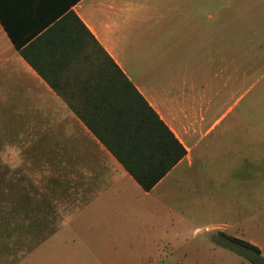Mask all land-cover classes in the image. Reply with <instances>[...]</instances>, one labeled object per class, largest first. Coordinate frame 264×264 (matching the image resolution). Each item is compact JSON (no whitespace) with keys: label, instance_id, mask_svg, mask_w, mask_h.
Returning a JSON list of instances; mask_svg holds the SVG:
<instances>
[{"label":"crops","instance_id":"0c3cea01","mask_svg":"<svg viewBox=\"0 0 264 264\" xmlns=\"http://www.w3.org/2000/svg\"><path fill=\"white\" fill-rule=\"evenodd\" d=\"M237 1L0 0V178L29 180L21 188L36 203L17 220L38 228L39 248L60 240L68 264H123L170 240L185 205L156 193L200 175L218 119L207 127L206 94L169 68L192 55L205 65L209 51L220 60L224 4ZM123 75L134 90L123 92ZM157 119L186 150L177 162ZM123 158L151 177L173 164L147 191Z\"/></svg>","mask_w":264,"mask_h":264},{"label":"rangeland","instance_id":"374dc122","mask_svg":"<svg viewBox=\"0 0 264 264\" xmlns=\"http://www.w3.org/2000/svg\"><path fill=\"white\" fill-rule=\"evenodd\" d=\"M225 4L221 59L212 62L209 51L205 65L192 55L186 66L169 68L171 75L193 78V87H200L195 91L206 94L207 127L218 119L203 140L204 161L194 164L201 173L188 176L187 186L173 196L156 193L177 209L185 205L175 225L166 228L170 240H160L158 254L126 256L123 264H251L220 244V232L256 244L264 257V0ZM28 181L0 178V264H68L59 254L66 244L56 240L39 248L38 228L28 231L17 220L24 206L36 203L22 190ZM198 181L205 186L196 188ZM8 184L15 188L11 195Z\"/></svg>","mask_w":264,"mask_h":264},{"label":"trees","instance_id":"16d2710c","mask_svg":"<svg viewBox=\"0 0 264 264\" xmlns=\"http://www.w3.org/2000/svg\"><path fill=\"white\" fill-rule=\"evenodd\" d=\"M130 90H134V88L131 85V83L126 79V77L123 75V92H128ZM124 110L125 109H123V111ZM158 122L161 128H163L167 132V134L170 137V140H173L174 142V154H175L174 162H177L181 157L185 155L186 150L182 146V144L176 138H174L173 134L164 126V124L159 120ZM138 128L139 125L136 124L134 126L133 131L137 132ZM125 131H127L126 128H123V134L126 133ZM157 137L161 142H163V136L161 134V131L158 132L156 138ZM123 164L129 170L131 175L136 179V181L143 187V189L148 191L155 185V183H157V181H159L161 175H163L167 171V169H169L172 166L173 162H170L165 169H163L162 171H160V173L157 174L156 177H151L149 176L148 173L138 171L137 169L133 168L131 164L126 162L124 158H123ZM219 235H220L219 242L226 249L237 253L239 256H241L243 259H245L251 264H264V257L262 255V251L260 247L257 246L256 244L244 240L242 238L229 235L225 232H220Z\"/></svg>","mask_w":264,"mask_h":264}]
</instances>
